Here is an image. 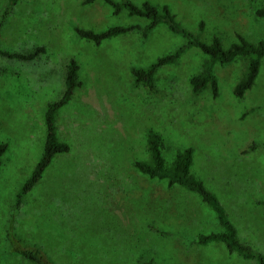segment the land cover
I'll return each instance as SVG.
<instances>
[{"label":"rangeland","instance_id":"rangeland-1","mask_svg":"<svg viewBox=\"0 0 264 264\" xmlns=\"http://www.w3.org/2000/svg\"><path fill=\"white\" fill-rule=\"evenodd\" d=\"M0 0V49L30 53L32 61L0 56V264H36L21 252L38 250L50 264H256L200 235L222 229L199 195L140 173L150 162L147 133L162 137V156L192 148L190 172L224 208L239 241L264 256V57L242 98L233 88L246 61L216 64L218 95L194 94L189 78L205 56L188 47L176 64L161 67L152 87L136 84L131 68H146L184 47L186 39L148 19L114 14L104 0ZM121 2L122 0H113ZM166 6L201 42L223 48L264 39V0H129ZM203 23V27H200ZM138 29L100 45L76 29ZM74 59L81 86L56 113L57 137L69 151L53 157L41 179L16 195L39 161L44 112L60 99L65 69Z\"/></svg>","mask_w":264,"mask_h":264},{"label":"trees","instance_id":"trees-1","mask_svg":"<svg viewBox=\"0 0 264 264\" xmlns=\"http://www.w3.org/2000/svg\"><path fill=\"white\" fill-rule=\"evenodd\" d=\"M94 0H85L84 3H90ZM16 0H8L5 15L8 10L15 4ZM110 5L114 14L126 10L129 16L142 17L149 20L147 26L143 29L144 36L158 25H164L171 33L182 36L186 39V44L172 53L158 58L154 63L146 68H131V74L136 84H143L152 87L157 71L166 65H173L178 62L184 50L188 47L197 48L205 56L202 62L200 72L189 78V85L192 93L198 94L209 89L213 97L218 95V81L214 74L216 64H229L236 59L246 61V71L244 77L237 82L233 88V94L237 98H242L244 94L252 88L259 73L261 59L264 57V39L253 44L248 42L242 36L237 35L238 42L231 44L228 48H223L218 37L212 38L209 44L201 42L197 37L183 29L175 20L166 6L157 7L149 2H144L140 7L135 6L129 0L114 2L113 0H104ZM258 17L264 18V8L256 10ZM203 27V23H200ZM132 27H111L102 32L76 29L79 37L100 45L102 41L128 33L135 29ZM43 47L35 48L30 53H10L0 49V56L7 59H15L23 62L34 60L39 54L44 53ZM79 66L74 59H70L66 65L65 76L63 80L64 89L60 99L56 102L49 103L44 112L45 141L42 155L35 165L30 176L24 182L16 195V208H19L22 198L34 185L41 179L43 172L51 163L53 157L60 153L69 151V146L57 137V128L55 124L57 111L66 105L72 97L73 91L81 86L78 80ZM147 150L150 162H135V168L142 174L151 179L165 180L169 188L180 186L195 192L201 200L206 203L214 212L216 220L221 227L220 232L200 235L197 239L198 244L205 245L210 242L223 243L229 252H236L243 259L255 260L256 264H264V256L254 252L251 248L242 244L238 239L237 229L228 219V216L220 204L217 197L209 192L203 185L202 181L196 178L191 172L190 167L193 161L192 148H186L178 152L171 163H167L162 156V137L154 131L147 133ZM7 145L0 144V157L6 151ZM264 206V201L259 202ZM21 254L28 260L36 264H50L45 261L38 250L23 251Z\"/></svg>","mask_w":264,"mask_h":264}]
</instances>
